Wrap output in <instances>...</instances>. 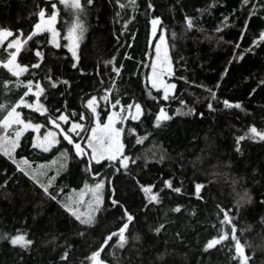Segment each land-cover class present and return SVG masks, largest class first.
<instances>
[{
    "label": "trees",
    "instance_id": "trees-1",
    "mask_svg": "<svg viewBox=\"0 0 264 264\" xmlns=\"http://www.w3.org/2000/svg\"><path fill=\"white\" fill-rule=\"evenodd\" d=\"M52 2L57 1L0 0V25L14 30L22 29L27 34L34 23L38 22L37 13L41 8L46 10V14H50L47 9ZM154 2L156 7L153 11L162 16L164 27L168 29L169 42L174 40L170 55L179 60V65L176 66L177 76L188 79V83L178 81L175 93L177 99L167 103L169 114L178 109L186 112L187 108H195L197 113L202 112L204 116H173L167 122V127L158 132L152 129L149 121H145L139 129L140 134L147 130L153 132V135L132 150L133 156H141L137 161L139 167H135L134 172L142 184H154L156 187L153 190L157 191L163 188V180L172 179L174 186H182L180 194L164 189L163 205L145 216L141 211L145 203L144 194L129 179L120 178L115 181L116 197L139 216V231L144 236L143 264H231L228 248L213 250L208 254L203 252L206 240L216 235V230L211 227V224L216 223L213 219L216 203L227 204L229 207L238 206L241 209L238 227L246 230L240 239L252 245L248 252L254 264H264V203H261L264 201V142L246 139L241 141V151L235 150V138L245 135L250 126L255 125L264 130V91L257 89L256 93L248 95L256 87V81L264 79V47L255 49L254 53H245L243 59L228 65V75L216 90L220 101H239L242 103V110H225L222 103L215 101L213 103L217 111L210 113L206 106L210 99L207 89H214L220 80L225 65L233 58L235 44L241 45L239 49H235L239 56L249 47L253 37L264 30V18L253 17L249 20L246 36L240 40L245 19L241 13L247 10L241 7L240 0H215L217 6L209 11L204 10L213 0ZM256 2L257 0H253V3ZM121 3L127 5L128 0H121ZM146 3L147 0H136L135 9L130 5L121 9L115 4V0H94L93 6H88L85 0H81V4L87 9L80 14L86 30L80 44L77 68L72 67V56L63 47L64 39L60 49L51 45L43 49L47 55L45 67L51 68L55 76L68 80L70 87L57 85L58 90L50 89L52 95L41 102L46 107L54 104L59 108L66 101L69 112L82 110L87 98L103 95L104 86L111 77L116 78L122 94L126 91L129 94L135 92L141 103L152 108V101L141 92L144 74L148 73L149 68L148 53H152L149 38L153 11L146 10ZM234 10H238L235 16ZM185 15L193 17L196 24V27L187 32ZM64 16L62 10V21L67 20ZM225 16L229 20L222 23ZM60 26L64 29L63 23ZM217 26L222 28L221 32L215 31ZM172 32L177 33L175 38L171 36ZM46 35L41 34V41ZM121 65V75L116 77L112 68ZM136 74L140 77L139 86L134 83ZM7 79H11L10 75L6 70L0 69V84ZM129 81L133 83L129 84ZM41 83L47 82L41 80ZM22 93V88L5 91L0 86V104H14ZM111 95L113 94H110V98ZM121 98L127 100L128 95H122ZM181 98L187 107L180 104ZM102 106L105 107V104ZM156 110L152 108L153 112ZM5 114V111L0 110V118ZM22 115L34 117V122H43L39 113H33L29 109H23ZM161 149L166 153V158L157 162ZM24 155L29 158L32 166L47 164L54 158L52 154L31 148ZM55 167L48 169L49 176L55 175ZM3 169L8 170L7 176L15 175L16 179H10L6 187L0 188V264H59V256L66 240L76 248L71 257L72 264H80L90 247L85 246L81 238L75 235L73 221L54 201H48L33 192L28 178L15 172V165L0 154V170ZM82 169L83 166L81 172L73 177H57L60 184L68 185L66 195H76L72 189H77L78 185L83 187L88 180ZM195 183L207 185V190H202V200H198L195 195ZM177 204L187 209L185 215L177 218L176 214L169 213L168 220L172 227L159 236L150 232L149 225L157 223V218L159 222H164V209ZM193 209L196 210L195 216L190 215ZM107 221L112 222L113 215L109 214ZM102 228L97 229L95 234L84 237L91 247H95ZM177 230L180 231L182 240L177 239ZM18 231L27 232L28 238L33 239L34 245L31 248L24 250L8 243V237ZM53 237L57 238L55 242H52ZM136 264L141 262L137 260Z\"/></svg>",
    "mask_w": 264,
    "mask_h": 264
},
{
    "label": "snow or ice",
    "instance_id": "snow-or-ice-1",
    "mask_svg": "<svg viewBox=\"0 0 264 264\" xmlns=\"http://www.w3.org/2000/svg\"><path fill=\"white\" fill-rule=\"evenodd\" d=\"M85 2L88 6L94 5V0H85ZM59 3L66 7L70 6L77 13V19L73 21L64 37L67 43L63 47L71 52L74 61H78V41L86 30L79 14L87 9L81 4V0H59ZM240 3L241 7L247 9L241 13L245 19L239 39L243 40L248 30L249 20L253 17L264 18V0H257L256 3H253V0H240ZM115 4L121 9L129 5L133 9L137 7L136 0H128L127 5L121 3V0H115ZM216 6L213 0V3L204 11H209ZM155 7L154 0H147L146 10L153 11ZM47 11L50 14L45 18L46 10L44 8L39 10L37 13L39 20L27 34L22 29L14 30L0 25V69L6 70L11 77L2 81L0 86L5 91H12L13 88L23 89L22 95L14 104L8 106L0 104V110L6 112L0 118V154L15 165V172L28 178L33 186V192L48 201H54L73 221L75 235L81 238L85 246L90 247V251L80 260V264H136L137 260L143 264L144 236L139 231V216L130 211L125 203L116 197L115 181L120 178L129 179L144 194L145 203L141 211L145 216L163 205L164 189L180 194L182 186H174L172 179L163 180V188L157 191L153 190L156 187L154 184H142L134 172V168L139 167L137 161L141 159V156H133L132 150L153 135V132L147 130L140 134L139 129L145 121H149L152 129L158 132L167 127V122L171 121L173 116L196 114L203 117L204 113H197L195 108H187L186 112L178 109L177 112L169 114L167 103L177 99L175 93L178 90V81L188 83V79L185 76H177L176 66L179 65V60L170 55L174 40L169 42L168 29L164 27L162 16L156 11H153L150 20L151 36L154 38L149 41L154 49L153 53H148V66L151 72L144 74V87L141 89V92L152 101V108L157 109L155 112L146 103H141L136 98L135 92L129 94L126 91L122 94L116 78L111 77L108 84L104 86L103 95L99 97L92 95L87 98L82 110L69 112L66 101L59 108L54 104L46 107L41 100H47L49 95H52L50 89L58 90L57 85L70 87L68 80L55 76L51 68L45 67L47 55L43 49L48 45L55 49L62 47L60 33L53 27L57 20V3L52 2ZM237 11L234 10L233 16ZM228 20L229 17L225 16L222 23ZM184 21L185 32L196 27L193 17L185 15ZM215 31L221 32L222 28L217 26ZM41 34H47L43 41L40 39ZM171 36L175 38L177 33L172 32ZM220 39L222 40L223 37L221 36ZM228 43L232 44V41ZM240 47L239 43L235 44L233 58L225 65L220 80L214 86L215 90L207 89L210 99L206 106L210 113L217 111L213 103L215 101L222 103L225 110H242L243 106L239 101L232 102L229 99L220 101L216 90L221 87V82L228 75V65L243 59L245 53H254L255 49L264 47V30L254 36L249 47L237 56L235 49ZM72 67L77 68V63H73ZM122 67L123 65L113 66L112 72L116 74V77L121 75ZM41 80L47 83L42 84ZM131 83L133 82L129 81V84ZM134 83L139 86V74H136ZM257 89L264 91V79L256 81V87L252 88L248 95L256 93ZM110 94H113L111 98ZM61 95L64 94L61 93ZM122 95H128V99H122ZM101 100L104 101L105 108L99 106ZM179 102L185 105L183 98ZM23 109L39 113L43 117V122H34V117L22 115ZM25 133L28 135L25 136ZM33 133L37 135L34 136ZM247 133L235 138L237 152L241 151V141L246 139L264 142V130L258 129L255 125L250 126ZM29 148L52 154L54 158L47 164H40L33 168L29 158L24 155ZM160 151L157 162H162L166 158V153L162 149ZM145 164L147 165V159ZM52 166H56L55 175L49 176L48 169ZM81 166L88 180L84 182L83 187L77 186L78 191L72 189L76 195H66L65 190L68 185L60 184L57 177L60 176L61 179L63 176L73 177L81 172ZM7 171V169L0 170V173H3L0 174V181H2L0 188L6 187L10 179H16L15 175L7 176ZM194 189L197 199L202 200V190L206 191L207 185L195 183ZM214 207L213 219L216 223L211 224V227L216 230V235L206 240L203 244V252L208 254L213 250L228 248L231 264H254L248 252L252 245L240 239L243 231L246 230L238 227L241 209L238 206L229 207L221 203H216ZM186 212L187 209L180 204L165 208L164 222H159L157 218V223L149 225V231L159 236L161 232L172 227L168 220L169 213L176 214L179 218ZM109 214L113 215L112 222L107 221ZM190 215L195 216L196 210L193 209ZM101 228L102 232L99 234V239L95 241V247H91L84 237L95 234L97 229ZM28 235L27 232L18 231L17 234L8 237V243L13 247L18 246L20 249L27 250L34 245L33 239L28 238ZM176 237L183 239L179 230L176 232ZM56 239L53 237L52 242ZM75 251V245L66 240L59 256V264H72L71 257Z\"/></svg>",
    "mask_w": 264,
    "mask_h": 264
},
{
    "label": "rangeland",
    "instance_id": "rangeland-1",
    "mask_svg": "<svg viewBox=\"0 0 264 264\" xmlns=\"http://www.w3.org/2000/svg\"><path fill=\"white\" fill-rule=\"evenodd\" d=\"M57 2V20H56V22H55V24L53 25V27H55L56 29H57V31L60 33V37H59V39H60V42H62V40L64 39V37L66 36V34H67V30H68V28L72 25V23H73V21L75 20V19H77V13H76V11L74 10V9H72L70 6L69 7H66V6H64V5H62V4H60L59 3V0H56ZM63 10V12H64V19H67V20H64V21H62L61 20V18H60V16H61V11ZM66 14H68V16H66ZM49 14H46V17L45 18H47V16H48ZM79 18H80V14H79ZM62 21V22H61ZM60 23H63L64 24V29H61L60 27ZM84 34V33H83ZM83 39V35H82V37H80V39H79V41H78V47H77V55H78V57H80V55H79V49H80V44H81V40ZM150 39H154V38H152V36H151V30H150V38H149V41H150ZM64 41H65V44L67 43V41L64 39ZM149 44H150V42H149ZM151 45V44H150ZM151 50H152V53L154 52V49L152 48V45H151ZM70 54H71V52H70ZM71 56H72V54H71ZM152 58L154 59V55L152 56ZM78 61H79V59H78ZM78 61H74L73 60V63H78ZM147 65H149V59H148V63H147ZM150 72H151V69H150V66H149V68H148V73L150 74ZM99 97V96H98ZM102 104H104V101H99V106L101 107V108H105L104 106H102ZM35 135H37L36 133H34V136ZM37 166V165H36ZM36 166H33V168H35Z\"/></svg>",
    "mask_w": 264,
    "mask_h": 264
}]
</instances>
